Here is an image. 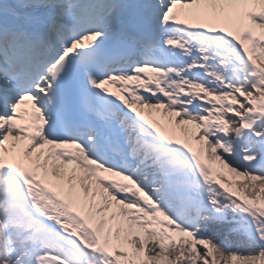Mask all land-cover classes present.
I'll list each match as a JSON object with an SVG mask.
<instances>
[{"label":"snow or ice","instance_id":"snow-or-ice-1","mask_svg":"<svg viewBox=\"0 0 264 264\" xmlns=\"http://www.w3.org/2000/svg\"><path fill=\"white\" fill-rule=\"evenodd\" d=\"M0 264H264V0H0Z\"/></svg>","mask_w":264,"mask_h":264}]
</instances>
